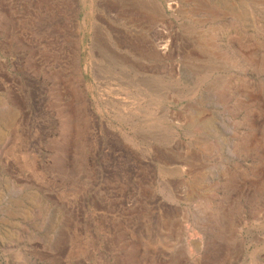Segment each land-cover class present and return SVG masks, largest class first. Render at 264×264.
I'll return each mask as SVG.
<instances>
[{
  "label": "rangeland",
  "instance_id": "374dc122",
  "mask_svg": "<svg viewBox=\"0 0 264 264\" xmlns=\"http://www.w3.org/2000/svg\"><path fill=\"white\" fill-rule=\"evenodd\" d=\"M0 264H264V0H0Z\"/></svg>",
  "mask_w": 264,
  "mask_h": 264
},
{
  "label": "bare ground",
  "instance_id": "6f19581e",
  "mask_svg": "<svg viewBox=\"0 0 264 264\" xmlns=\"http://www.w3.org/2000/svg\"><path fill=\"white\" fill-rule=\"evenodd\" d=\"M122 5V4H121ZM218 10V9H217ZM141 11V10H140ZM124 13V12H123ZM142 14V13H141ZM155 14V13H154ZM157 15V14H156ZM153 16V15H152ZM154 18V17H153ZM156 18V17H155ZM105 22V21H104ZM150 51H151V53L150 54H152V55H154V56H156V54L158 53L157 52V49L155 48V47H152L151 49H150Z\"/></svg>",
  "mask_w": 264,
  "mask_h": 264
}]
</instances>
